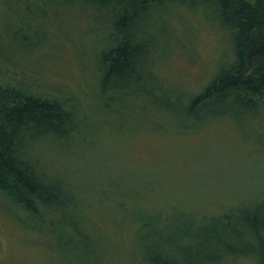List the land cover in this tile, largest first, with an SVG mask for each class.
<instances>
[{
	"label": "trees",
	"instance_id": "1",
	"mask_svg": "<svg viewBox=\"0 0 264 264\" xmlns=\"http://www.w3.org/2000/svg\"><path fill=\"white\" fill-rule=\"evenodd\" d=\"M1 2L16 16V23L6 22L0 33V61L7 66L16 49L42 48V29L51 17L65 10L96 13L106 34L98 53L97 89L104 112H114L111 104L119 110L140 101V110L164 122L168 118L169 126L182 132L216 119L237 125L264 112V0ZM170 4L207 8L232 44V59L192 97L165 87L154 71V27ZM33 88L24 79L14 86L0 85V193L16 209L21 226L41 241L47 264H111L114 249L126 236L102 226L96 212L108 208L121 223L134 225L130 241L139 264H225L235 256L264 264V198L199 216L198 222L191 213L151 208L144 204L145 196L156 190L151 182L131 190L127 181L111 174L88 175L85 169L63 166L76 155L40 153L51 144L75 142L84 120L75 106ZM163 212L170 219L177 216L172 228L164 224Z\"/></svg>",
	"mask_w": 264,
	"mask_h": 264
},
{
	"label": "rangeland",
	"instance_id": "2",
	"mask_svg": "<svg viewBox=\"0 0 264 264\" xmlns=\"http://www.w3.org/2000/svg\"><path fill=\"white\" fill-rule=\"evenodd\" d=\"M1 1L3 34L5 23H16V16H10ZM95 14L65 10L45 23L40 50L16 49L11 65L0 61L1 86H14L24 79L34 91L75 106L84 120L72 138L75 142L51 144L40 153L76 155L64 160L63 166L85 169L88 175L111 174L127 181L131 190L151 182L156 190L145 196L144 204L164 212L174 209L194 214L195 222L199 216L220 214L230 205L262 200L264 112L243 118L237 125L232 120L216 119L188 132L169 126L168 118L164 122L140 110V101H131L119 110L111 104L114 112H104L97 89L101 75L98 53L106 34ZM154 31V71L165 87L185 97L198 94L232 59L228 33L203 6L164 7ZM29 36L35 42L34 36ZM159 126V130L153 129ZM61 163L57 161V165ZM74 174L79 177L80 173ZM164 212L163 222L172 228L177 216L170 219ZM96 216L108 232L126 236L114 249L111 264H139L130 241L134 225L127 220L121 223L117 212L109 208L97 211ZM18 218L16 209L0 193V264H47L41 241L23 228ZM225 264L255 263L235 256Z\"/></svg>",
	"mask_w": 264,
	"mask_h": 264
}]
</instances>
